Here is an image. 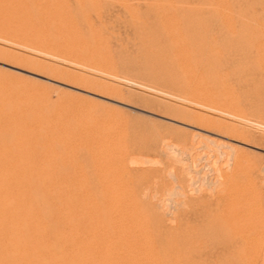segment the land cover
I'll return each instance as SVG.
<instances>
[{"label":"rangeland","instance_id":"rangeland-1","mask_svg":"<svg viewBox=\"0 0 264 264\" xmlns=\"http://www.w3.org/2000/svg\"><path fill=\"white\" fill-rule=\"evenodd\" d=\"M29 1L13 0L11 18L0 13V185L26 188L37 210L62 205L41 210L49 236L97 264H264V227L256 234L264 223V0ZM51 23L55 34L36 33L35 24ZM190 85L220 103L194 109ZM220 104L230 113L218 114ZM126 196L153 221L134 228L139 237L172 234L169 253L111 245L108 206ZM154 228L161 231L145 235Z\"/></svg>","mask_w":264,"mask_h":264},{"label":"bare ground","instance_id":"bare-ground-1","mask_svg":"<svg viewBox=\"0 0 264 264\" xmlns=\"http://www.w3.org/2000/svg\"><path fill=\"white\" fill-rule=\"evenodd\" d=\"M3 1V0H2ZM1 0H0V2H2ZM14 1H16L17 2V0H14ZM30 1H32V0H30ZM29 1V2H30ZM55 1V0H54ZM109 1V0H108ZM142 1V0H141ZM165 1V0H164ZM208 1V0H207ZM216 0H214V2H215ZM219 1V0H218ZM218 1H216V2H218ZM7 2H9V5H10V7H8L7 8V10L5 11V8L6 7H4L3 9H0V13H2V16H3V13H4V15H5V17H6V15L8 16V17H10L11 18V16H13V12H10V11H8V9H12L11 8V6H13L12 4H13V0H9V1H7ZM75 2V1H74ZM142 2H144V1H142ZM170 3H171V0L169 1ZM173 2V1H172ZM206 2V1H205ZM208 2H210V1H208ZM213 2V3H214ZM258 2V1H257ZM38 3V2H37ZM150 3V2H149ZM31 4V3H30ZM144 4V3H143ZM165 4V3H164ZM214 4H216V3H214ZM217 4H220L219 2L217 3ZM6 5H7V3H6ZM17 5H18V3H17ZM155 6H156V4H154ZM161 6H163L162 4H160ZM209 5V4H208ZM1 6V5H0ZM8 6V5H7ZM20 6V5H19ZM169 6V5H168ZM171 6V5H170ZM216 6V5H215ZM217 6H219V5H217ZM21 9H20V11L19 12H21V11H23V9H22V4H21ZM58 7V6H57ZM67 7V6H66ZM144 7V6H143ZM164 7H165V5H164ZM163 7V8H164ZM220 8H221V6H219ZM237 7V6H236ZM16 8H19V7H16ZM56 8V7H55ZM161 8V7H160ZM171 8V7H170ZM37 9H39V8H37ZM60 9V8H59ZM154 9V8H153ZM166 9H168V8H166ZM31 10V9H30ZM76 10V9H75ZM157 10V9H156ZM17 11V10H16ZM29 11V10H28ZM38 11V10H37ZM122 11H123V8H122ZM30 12V11H29ZM36 12V11H35ZM137 12V11H136ZM163 12H165V14H168L166 11H163ZM171 12V11H170ZM169 12V13H170ZM24 13V12H23ZM37 13V12H36ZM30 14V13H29ZM40 14L41 15H43L41 12H40ZM209 14V13H208ZM236 14V13H235ZM21 15V14H20ZM25 15V14H24ZM38 15H39V13H38ZM156 15V14H155ZM162 15H164V14H162ZM27 16V15H26ZM167 16H169V15H167ZM166 15L164 16V18L163 19H165V17H167ZM172 16V15H171ZM240 16V15H239ZM4 17V16H3ZM33 17H34V15H33ZM113 17V16H112ZM154 17V16H153ZM236 17V16H235ZM24 18V17H23ZM26 18V17H25ZM41 18V17H40ZM47 18V17H46ZM122 18H124V17H122ZM127 18H129V17H127ZM168 18V17H167ZM2 19H4V18H2ZM8 19V18H7ZM17 19V18H16ZM125 19V18H124ZM168 19H170V17L168 18ZM6 20V19H5ZM5 20H2V22L3 21H5ZM51 20V19H50ZM157 20V18L155 19V17H154V21H156ZM167 20V19H166ZM170 20H172V19H170ZM7 21V20H6ZM39 21V19L37 20V22ZM126 21V20H125ZM135 21H137V19L135 20ZM139 19H138V22H137V25H138V23H139ZM160 21H162V20H160ZM165 21V20H164ZM172 21H174V20H172ZM15 22V21H14ZM13 22V24H16V23H14ZM119 22V21H118ZM28 23V22H27ZM47 23H48V21H47ZM160 23H163L164 25H165V22H160ZM166 23H168V21H166ZM170 23V22H169ZM168 23V24H169ZM6 24H9V22L8 23H6ZM6 24L4 23V28H6ZM12 24V23H11ZM10 24V25H11ZM52 24H54V23H51V25H45V24H38V25H34V27H36V29L35 30H37V34L42 30V31H46V32H49V34H50V29L49 28H52L53 26H52ZM141 24V23H140ZM139 24V25H140ZM154 24V23H153ZM157 25H158V23H156ZM155 24V25H156ZM167 24V25H168ZM172 24V23H171ZM170 24V25H171ZM27 25V24H26ZM136 25V26H137ZM167 25H165V27L167 28ZM52 26V27H51ZM160 26V25H159ZM163 26V25H162ZM169 26V25H168ZM172 26H173V24H172ZM172 26H170V27H172ZM174 26H175V22H174ZM164 27V26H163ZM169 27V28H170ZM211 27V26H210ZM20 28H22V27H20ZM56 28H57V26H56ZM77 28V27H76ZM169 28H167L168 30H169ZM9 29V28H8ZM26 29V28H25ZM61 29H63V28H61ZM73 29H74V27H73ZM172 29V28H171ZM5 30V29H4ZM50 30V31H49ZM59 30V29H58ZM71 30V29H70ZM75 30V29H74ZM73 30V31H74ZM172 30H174V27H173V29ZM8 31V30H7ZM30 31V30H29ZM56 31V30H55ZM55 31H51V34H53V32H54V34H55ZM63 31V30H62ZM67 31V30H66ZM68 31H69V29H68ZM77 31V30H76ZM170 31V30H169ZM168 31V32H169ZM123 32V31H122ZM151 32V31H150ZM164 32V31H163ZM167 32V33H168ZM175 32V31H174ZM108 33V32H107ZM125 33V32H124ZM131 33V32H130ZM172 33H173V31H171V35H172ZM72 34V36L74 35L73 33H71ZM76 34H77V32H76ZM91 34V33H90ZM89 34V35H90ZM127 34V33H126ZM33 35H35V34H33ZM47 35V34H46ZM64 35V34H63ZM68 35V34H67ZM78 35V34H77ZM76 35V36H77ZM124 35V34H123ZM169 35V34H168ZM13 36V35H12ZM50 37V35H47V38H49ZM51 36H53V35H51ZM90 36H92V34L90 35ZM94 36H95V34H94ZM161 36H163L164 37V35H161ZM170 36V35H169ZM44 37V36H43ZM89 37V36H88ZM46 38V37H45ZM50 38H52V37H50ZM16 39V38H15ZM34 39H37V38H34ZM94 39V38H93ZM14 40V39H13ZM38 40V39H37ZM84 40V39H83ZM86 40H87V38H86ZM96 40V39H95ZM94 40V41H95ZM138 40V39H137ZM164 40V39H163ZM5 42V41H4ZM31 42V41H30ZM32 42H34V41H32ZM45 42V41H44ZM86 42V41H85ZM165 41H163V43H164ZM171 42H173V40L171 41ZM43 43V42H42ZM47 43V42H46ZM49 43V42H48ZM83 43H84V41H83ZM132 43V42H131ZM31 44V43H30ZM161 44V43H160ZM165 44V43H164ZM58 45V44H57ZM60 45V44H59ZM70 45V44H69ZM71 45H72V43H71ZM74 45V44H73ZM19 46V45H18ZM65 46V45H64ZM78 47V46H77ZM20 48V47H19ZM23 48V47H22ZM44 48V47H43ZM61 48L63 49V47L61 46ZM66 48H67V45H66ZM61 49V50H62ZM68 49V48H67ZM72 49H73V46H72ZM76 49V48H75ZM71 50V49H70ZM69 50V51H70ZM65 51H66V49H65ZM76 51V50H75ZM78 51V50H77ZM9 52V51H8ZM72 52V51H71ZM71 52H69V54L71 53ZM79 52V51H78ZM7 53V52H6ZM74 53V52H73ZM66 54H68L67 52L65 53V55L64 56H66ZM80 54V53H79ZM80 55H82V54H80ZM159 55V54H158ZM70 56V55H69ZM168 56V54H163L162 56H159V57H167ZM56 57V56H55ZM72 57V56H71ZM76 57V56H75ZM80 57V56H79ZM78 57V58H79ZM93 57V56H92ZM74 58V57H73ZM88 58V57H87ZM86 58V59H87ZM8 59V58H7ZM33 59V58H32ZM75 59L76 58H74V59H72V60H74L75 61ZM81 59H83V58H81ZM80 59V60H81ZM89 59V58H88ZM91 59V58H90ZM89 59V60H90ZM95 59H97L96 57H95ZM63 60V59H62ZM79 60V59H78ZM92 60V59H91ZM5 61H7V60H5ZM85 60H83V62H84ZM92 61H94L95 62V60H92ZM100 61V60H99ZM102 62H104L105 63V61H103V60H101ZM18 62V61H17ZM77 62V61H76ZM97 62V61H96ZM79 63V62H78ZM84 63H86V62H84ZM14 64V63H13ZM87 64H90V63H88L87 62ZM94 64H99V63H94ZM107 64H108V62H107ZM104 65V64H103ZM108 65H110V64H108ZM107 65V66H108ZM91 66H92V63H91ZM99 66H100V64H99ZM188 65L187 64H185L184 65V68L185 67H187ZM93 67V66H92ZM94 67H96V66H94ZM101 67V66H100ZM136 67V66H135ZM31 68V67H30ZM97 68H98V66H97ZM101 68H103V67H101ZM111 68H112V66H111ZM33 69V68H32ZM197 69H199V68H197ZM47 70V69H46ZM84 70V69H83ZM230 70V69H229ZM60 71V70H59ZM95 71H97V70H95ZM101 71V70H100ZM102 71H103V69H102ZM110 71V70H109ZM199 71V70H198ZM46 72V71H45ZM106 72H107V69H106ZM114 72V71H113ZM89 73V72H88ZM100 73V72H99ZM108 74H109V72H108ZM110 76H112V71H110ZM115 74V73H114ZM97 75V74H96ZM100 75V74H99ZM116 75V74H115ZM108 76V75H107ZM102 77V76H101ZM110 78V77H109ZM109 78H107V79H109ZM113 78V77H112ZM203 78L205 79V77H204V75H203ZM111 79V78H110ZM158 79V78H157ZM166 80V79H165ZM168 80V79H167ZM116 82V81H115ZM168 84V83H167ZM107 86H109L108 84H106ZM171 85V84H170ZM79 86H82V85H79ZM190 86H192V85H190ZM111 87H114V86H111ZM238 87V86H237ZM79 88V87H78ZM199 86H197V85H193L191 88H190V92H189V90H188V93L190 94V96H192V99H194L193 101H195V102H192V99H190V101L192 102L191 104H193V106H194V104H195V106H196V104L198 105V106H200L201 104H202V102H205V101H209L210 100V102H211V100H213V101H217V103H220V101H218V100H216V99H213V97H214V93H209V92H206V91H202V90H199ZM94 89V88H93ZM241 91V90H240ZM239 91V92H240ZM187 93V92H186ZM241 93V92H240ZM115 95V94H114ZM166 96V95H165ZM183 96V95H182ZM189 96V97H190ZM239 96H240V94H239ZM216 97H217V95H216ZM215 97V98H216ZM185 98H187L186 96H185ZM221 98H223V97H219V99H221ZM229 98V97H228ZM178 99V98H177ZM205 99V100H204ZM217 99H218V97H217ZM230 99V98H229ZM186 100V99H185ZM204 100V101H203ZM224 100V99H223ZM231 100H233V99H231ZM237 100V99H236ZM239 100V99H238ZM189 101V102H190ZM228 101V100H227ZM241 101V100H240ZM187 102V101H186ZM221 102H222V99H221ZM229 102L231 103V101L229 100ZM232 102H234V101H232ZM9 103V102H8ZM183 103H184V100H183ZM209 103V102H208ZM208 103H204V104H207L208 105ZM225 103L227 104V102H226V100H225ZM188 104H190V103H188ZM212 104H214V102H212ZM221 104H223V103H221ZM219 105V110H215L216 112L217 111H219L220 112V108H221V106H222V108L224 109L225 107L223 106V105ZM181 105V104H180ZM182 105H184V104H182ZM209 105H211L210 103H209ZM215 105H218V104H215ZM225 105V104H224ZM229 106H230V104H228ZM231 105H234V103L233 104H231ZM247 105V104H246ZM10 106V105H9ZM179 106V105H178ZM185 106H187V105H185ZM227 106V105H226ZM243 106V105H242ZM203 107H204V105H203ZM213 107V106H212ZM216 107H218V106H216ZM228 107V106H227ZM233 107V106H232ZM232 107H231V109H232ZM234 107H235V105H234ZM184 108V107H183ZM189 108V107H188ZM191 108V107H190ZM192 108H194V107H192ZM198 107L196 106L194 109H197ZM207 108V107H206ZM237 108H238V106H237ZM237 108H234V109H236V111L238 110ZM246 108H247V106H246ZM178 109V108H177ZM202 109L203 108H201V111H202ZM222 109V110H223ZM189 110V109H188ZM204 110V109H203ZM208 110V109H207ZM211 110H213V109H211ZM211 110H208V111H210V113L212 112ZM221 110V111H222ZM225 110V109H224ZM224 110L222 111V112H224ZM229 110V109H228ZM228 110L227 111H225L224 113H225V115H227L226 114V112H228ZM247 110V109H246ZM246 110H244V111H246ZM189 111H191V110H189ZM194 110H192L191 111V113L193 112ZM199 111V110H198ZM214 111V110H213ZM214 111V112H215ZM236 111H235V113L233 114V116H235V114H237L238 116H239V110L237 111L238 113H236ZM241 111V110H240ZM243 110L241 111V112H243V113H245ZM200 112V111H199ZM204 112V111H203ZM234 112V111H233ZM232 112V113H233ZM218 113V112H217ZM224 113H221L222 114V116L224 115ZM229 113H230V110H229ZM228 113V116L230 117L231 115ZM231 113V114H232ZM194 114V113H193ZM196 114V113H195ZM207 113H205V115H206ZM218 114H220V113H218ZM241 114V113H240ZM191 114L189 113V115H187V117L188 116H190ZM245 114H243V117H241V116H239V117H241V118H243L244 119V117H246V118H248L247 116H244ZM248 115V114H247ZM209 116V115H208ZM215 116H217V115H215ZM221 116V115H220ZM191 118H192V115L190 116ZM213 117V116H212ZM218 117V116H217ZM227 117V116H226ZM236 117V116H235ZM252 117V116H251ZM185 118V117H184ZM197 118H199V117H197ZM208 118V117H207ZM209 118H211V117H209ZM220 118V117H219ZM237 118V117H236ZM244 119L245 121L246 120H248V119ZM188 119V118H187ZM194 119V118H193ZM204 119H205V117H204ZM216 119V118H215ZM225 119V118H224ZM227 119V118H226ZM225 119V120H226ZM242 119V120H243ZM191 120L192 119H190V121H187L188 123H190L191 124ZM210 120V119H209ZM212 120H214V119H212ZM219 120V119H218ZM230 120V119H229ZM252 120V119H251ZM193 121V120H192ZM217 120H215V122H216ZM221 121V120H220ZM228 121V120H227ZM240 122H241V120H239ZM186 122V123H187ZM195 122V121H194ZM209 122V121H208ZM207 122V123H208ZM213 122V121H212ZM215 122H213V123H215ZM232 122H233V120H232ZM231 122V123H232ZM236 122H238V119L236 120ZM247 122H249V120L248 121H246V123ZM185 123V122H184ZM187 123V124H188ZM197 123V122H196ZM196 123H195V125H196ZM212 123V124H213ZM252 123H253V121H252ZM203 124V123H202ZM211 124V123H210ZM209 124V125H210ZM222 124V123H221ZM236 124H238V123H236ZM248 124V123H247ZM194 125V124H193ZM200 125V124H199ZM223 126H224V123L222 124ZM233 125V124H232ZM244 125H246V124H244ZM253 125V124H252ZM201 126V125H200ZM220 126V129H221V125L219 124L218 125V127ZM222 126V127H223ZM204 127V126H203ZM210 128H211V126H209ZM216 127H217V125H216ZM225 127V126H224ZM233 127H234V125H233ZM232 127V129H234ZM236 127H238V126H236ZM248 127H252V126H249L248 125ZM197 128H199V126L197 127ZM213 128H215V127H213ZM212 128V129H213ZM240 128V127H239ZM239 128H237V130L239 129ZM196 129V128H195ZM200 129H201V127H200ZM204 129V128H203ZM246 129V128H245ZM235 130H236V128H235ZM247 130V129H246ZM198 131V130H197ZM213 132V131H212ZM221 132V131H220ZM250 132V131H249ZM255 134H256V132H254ZM260 133V132H259ZM200 135H202L201 133H199ZM248 134V133H247ZM206 135V134H205ZM222 136H223V134H222ZM247 136H249V135H247ZM197 137V136H196ZM193 138V137H192ZM206 138V137H205ZM199 140V139H198ZM200 141V140H199ZM201 142V141H200ZM230 142H232V141H230ZM203 143H205V142H203ZM213 143V142H212ZM222 143V142H221ZM251 143V142H250ZM261 143V142H260ZM224 144V143H223ZM252 144V143H251ZM257 144V143H256ZM167 145V144H166ZM196 145H198V144H196ZM205 145V144H204ZM209 145V144H208ZM208 145H207V148H208ZM238 145V144H237ZM259 146H260V144H258ZM153 146V145H152ZM155 146H156V144H155ZM175 146V145H174ZM154 147V146H153ZM167 147V146H166ZM171 147V146H170ZM216 147V146H215ZM226 147V146H225ZM244 147V146H243ZM246 147V146H245ZM258 147V146H257ZM168 148V147H167ZM173 148V147H172ZM172 148H171V150H172ZM202 148V147H201ZM210 148V147H209ZM15 149V148H14ZM189 149V148H188ZM192 149V148H191ZM190 149V150H191ZM203 149V148H202ZM230 149V148H229ZM238 149V148H237ZM236 149V150H237ZM186 150V149H185ZM166 151H167V149H166ZM170 150H168L167 152H169ZM236 152V151H235ZM160 153V152H159ZM170 153V152H169ZM176 153V152H175ZM189 153V152H188ZM161 154V153H160ZM159 154V155H160ZM174 154V153H173ZM191 154V153H190ZM176 156H177V154H176ZM171 157H172V155H171ZM135 158V157H134ZM199 158H201V157H199ZM142 159H144V158H142ZM172 159H174V158H172ZM148 160V159H147ZM183 160V159H182ZM133 161V160H132ZM159 161V160H158ZM170 161V160H169ZM137 162V161H136ZM148 162V161H147ZM132 163V162H131ZM135 163V162H134ZM133 163V164H134ZM149 163V162H148ZM155 163H157V161L155 162ZM160 163V162H159ZM158 163V164H159ZM182 163V162H181ZM199 163V162H198ZM139 164V163H138ZM180 164V163H179ZM184 164V163H183ZM152 165V164H151ZM178 165V164H177ZM225 165V164H224ZM145 166V165H144ZM161 166V165H160ZM192 166V165H191ZM216 166V165H215ZM203 167V166H202ZM208 167V166H207ZM219 167V166H218ZM205 168V167H204ZM183 170V169H182ZM191 170V169H190ZM213 170V169H212ZM164 171V170H163ZM213 172V171H212ZM201 174V173H200ZM220 175V174H219ZM189 176V175H188ZM192 176V175H191ZM212 176V175H211ZM114 177H115V175H114ZM159 177V176H158ZM116 178V177H115ZM221 178V177H220ZM88 179H89V177H88ZM90 180V179H89ZM114 180V179H113ZM194 180V179H193ZM117 181H118V183H119V180L117 179ZM200 181V180H199ZM90 182V181H89ZM114 183V182H113ZM114 184H116V183H114ZM119 185H121L120 183H119ZM119 185H117V187L116 188H119L118 186ZM203 185V184H202ZM39 186H41V185H39ZM112 186V185H111ZM114 186V185H113ZM116 186V185H115ZM122 186H123V184H122ZM36 187H38V186H36ZM116 188H114L113 187V189H115L116 190ZM122 187H120V189H121ZM123 188H124V186H123ZM201 188V187H200ZM112 189V190H113ZM196 189V188H195ZM37 190V189H36ZM40 190V191H39ZM42 190H44L43 188H42ZM115 190H114V194H112L113 192H111V195H116V192H115ZM119 190V189H118ZM124 190H125V188H124ZM150 190V189H149ZM148 190V191H149ZM167 190V189H166ZM35 191V190H34ZM40 192L41 193V188L39 187V189L36 191V192ZM122 191V190H121ZM38 192V193H39ZM118 192V191H117ZM175 192V191H174ZM194 192V191H193ZM198 192V191H197ZM35 193V192H34ZM38 193H35L36 195H38ZM43 193H44V191H43ZM121 193V192H120ZM129 193H131V192H129ZM153 193V192H152ZM192 193V192H191ZM171 194V193H170ZM196 194V193H195ZM39 195H42V194H39ZM123 195V194H122ZM126 195H128V198H130L131 199V196H132V193H131V196H130V194H126ZM192 195V194H191ZM32 196L33 195H31V192L30 191H28L26 188H23V187H20V186H15V187H10V188H8V187H3L2 185H0V264H97V261H96V258H95V256H91V255H86V256H84L83 254H81L80 252H77L78 253V258H77V256L76 257H74L72 254H70V253H68V251L66 252V251H64L63 250V248L60 246V247H58L57 245H61V244H58V242H59V239H61V238H59V236H57V238H54V236H49V234L51 233V231L49 230V228H47V225H46V223H45V218H44V214H43V212L41 211L42 209L44 210V208L47 206V205H52L49 201H47V202H49V204L47 203V205L45 206V205H43V203H42V205H43V208L41 209V210H37L34 206V204H33V202H32ZM43 196H45V195H42V197ZM98 196V195H97ZM117 196H118V193H117ZM124 196H125V194H124ZM133 196H135V195H133ZM143 196V195H142ZM155 196V198H156V196L157 195H154ZM213 196V195H212ZM38 197H40L41 198V196H38ZM116 197V196H115ZM121 197V196H120ZM145 197V196H144ZM34 198V197H33ZM37 198V197H36ZM35 198V199H36ZM119 198V197H118ZM127 198V196H126V200L128 199ZM210 198V197H209ZM41 199H46V198H41ZM85 199V198H84ZM115 199V198H114ZM130 199H128V201H130V203H131V201L132 200H130ZM166 199V198H165ZM201 199V198H200ZM203 199V198H202ZM47 200V199H46ZM46 200H43L44 201V204H45V201ZM107 200V199H106ZM117 200V199H116ZM137 200V199H136ZM135 199L133 200V201H136ZM38 201H39V199H38ZM66 201V200H65ZM111 201H112V199H111ZM121 201V200H120ZM120 201H113L112 203H110V205L112 206H108V208H111V210H112V212H113V214H112V212L111 211H109L111 214H112V217H111V215H109V216H107V217H111V218H109L110 219V221L108 222V227H107V231H108V233L109 234H107L108 236H109V240H110V243H111V245H117L120 249H122L123 250V252H124V250H126V251H130V252H138V251H141V252H150L151 254H150V256H152V254H155V253H157V252H160L159 250H163V251H166V252H168V251H171L175 246H174V244H175V242L173 241V239L171 238V236H172V234H166V236H165V234L163 235L162 234V232L160 233L161 234V236H159V238L156 240V239H152V237H139V232L138 231H136V230H134V228H136L137 229V227L139 228L141 225L143 226L144 224H142L143 222L144 223H147V225H149L148 224V222H153L152 220H150V221H148L146 218L145 219H143V215L144 214H146L145 212H143L142 211V209L141 208H143L144 209V205L140 208V203H138L137 205L135 204V203H131V204H129L128 205V201H127V203H125L124 202V200H122V202H120ZM138 201V200H137ZM40 203L42 202V201H39ZM54 202V201H53ZM57 202V201H56ZM140 202V201H139ZM40 203H38V204H40ZM55 203V202H54ZM61 203L62 202H60V204H59V202L57 203V205L58 206H60L61 205ZM68 203V202H67ZM102 203V202H101ZM127 204V205H125V204ZM36 204V203H35ZM63 204V203H62ZM160 204V203H159ZM162 204V203H161ZM164 204V203H163ZM167 204V203H166ZM41 205V204H40ZM40 205H39V209H40ZM53 205H55V204H53ZM53 205H52V207H53ZM67 205V204H66ZM66 205H65V207H66ZM109 205V204H108ZM45 206V207H44ZM62 206V205H61ZM60 206V207H61ZM70 206V204H68V206L66 207V209L68 208H70L69 210L71 211V208H73L74 209V207H76L75 205L73 206V207H69ZM97 206V205H96ZM95 206V207H96ZM101 206V205H100ZM99 206V207H100ZM176 206V205H175ZM38 207V206H37ZM51 207V206H50ZM49 207V208H50ZM55 207V206H54ZM53 207V208H54ZM60 207H55L56 209L57 208H59V209H61L62 211H64L63 209L64 208H60ZM90 207H93V206H89V208ZM102 207V206H101ZM148 207V206H147ZM87 208V207H86ZM97 208V207H96ZM95 208V209H96ZM146 208V207H145ZM67 209V210H68ZM78 209V208H77ZM82 209V208H81ZM98 209V208H97ZM96 209V210H97ZM99 209H101V208H99ZM206 209V208H205ZM46 210H48V209H46ZM52 210H54V209H51V210H49L50 211V213H51V211ZM58 210V209H57ZM67 210H65V212L67 211ZM90 210H91V208H90ZM108 210H110V209H108ZM145 210V209H144ZM49 211H47L48 213H49ZM73 211V210H72ZM75 211H78V210H76L75 209ZM92 211V210H91ZM91 211H89V213H88V216H90L91 214H90V212ZM93 211H94V213L93 214H95L96 212H95V210L93 209ZM47 212H45V214L47 213ZM53 212V211H52ZM56 211H54V213H55ZM58 212H61L60 210L58 211ZM64 212V213H65ZM109 212H107V213H109ZM143 212V213H142ZM53 213V214H54ZM61 213H63V212H61ZM60 213V214H61ZM73 213V212H72ZM77 213V212H76ZM109 213V214H110ZM151 213V212H150ZM160 213V212H159ZM53 214L51 213V215L53 216ZM57 213H55V215L54 216H59V214H57ZM75 214V213H74ZM93 214L91 215V216H93ZM143 214V215H142ZM147 214H148V212H147ZM47 215H50V214H47ZM47 215H45V216H47ZM51 215H50V217H48V218H52L51 217ZM62 215V214H61ZM63 215H65V214H63ZM77 215H78V213H77ZM86 215H87V213H86ZM96 215V214H95ZM94 215V216H95ZM149 215V214H148ZM156 215V214H155ZM53 216V219H55V217ZM70 216V215H69ZM68 216V217H69ZM72 216V215H71ZM87 216V217H88ZM147 216V215H146ZM145 216V217H146ZM157 216V217H156ZM155 217H156V219L158 218V220H159V215L157 214ZM60 217V216H59ZM58 217V218H59ZM62 217V216H61ZM78 216H75L74 218H77ZM148 217V216H147ZM74 218H73V221H74ZM90 218V217H89ZM153 219L152 217H150V215H149V219ZM91 219H93L92 217H91ZM108 219V218H107ZM108 219V220H109ZM51 219H49V221H50ZM56 220H57V218H56ZM62 220V219H61ZM70 220V219H69ZM95 220H96V218H95ZM153 220H155V219H153ZM262 221V220H261ZM53 223V220L52 221H50V223ZM55 222V221H54ZM150 222V223H151ZM156 222V221H155ZM262 222H264V221H262ZM261 222V223H262ZM185 223V222H184ZM107 224V223H106ZM152 224V223H151ZM150 224V225H151ZM210 224V223H209ZM55 225H57V224H55ZM146 225V226H147ZM150 225L148 226L149 228H151L150 227ZM153 225H154V223H153ZM213 225V224H212ZM48 227H49V225H48ZM164 227V226H163ZM263 227H264V223H262L260 226H259V228L257 229V236L259 237V238H257V239H260V237H261V234L263 233L262 231H263ZM143 228V227H142ZM141 228V229H142ZM228 228V227H227ZM50 229H54V228H50ZM144 229V230H143ZM142 230H143V232H145V228H143ZM152 229V228H151ZM141 230V231H142ZM148 229L146 228V231H147ZM150 230V229H149ZM229 230V229H228ZM53 231H55V230H53ZM155 231H157V232H160L161 230H158V229H155L154 228V231H152V233L150 232V234H145V235H149V236H154L155 234H153ZM164 231H167V230H164ZM163 231V232H164ZM173 231V230H172ZM143 232H141L142 234H143ZM148 232V231H147ZM168 232V231H167ZM53 233V232H52ZM61 233H64L63 231L61 232ZM146 233V232H145ZM156 233V232H155ZM166 233V232H165ZM222 233V232H221ZM196 234V233H195ZM199 234V233H198ZM52 235V234H51ZM59 235H64V234H59ZM157 235V234H156ZM55 236H56V234H55ZM200 236V235H199ZM61 237V236H60ZM52 238H54L55 239V241H54V239H52ZM59 238V239H58ZM63 239V238H62ZM57 240V241H56ZM210 240V239H209ZM232 240V239H231ZM256 240V239H255ZM61 242H62V240H61ZM256 242H257V240H256ZM212 244V243H211ZM253 244V243H252ZM62 245H63V243H62ZM179 245V244H178ZM64 246V245H63ZM67 246V245H66ZM176 246H177V243H176ZM68 248H69V246H67ZM72 248V247H71ZM71 248H70V250H71ZM140 252V253H141ZM165 252V253H166ZM140 253H139V255H140ZM169 253V252H168ZM83 255V256H82ZM132 255V254H131ZM231 255V254H230ZM236 255V254H235ZM145 257V256H144ZM126 259V258H125ZM142 259V258H141ZM235 259V258H234ZM121 259H115V260H113L112 262H105V263H103V264H120V261ZM130 261V260H129ZM211 262V261H210ZM240 262V261H239ZM169 263V262H168ZM125 264H144L142 261H139V262H137V263H125ZM156 264H159V262H157ZM231 264V263H230Z\"/></svg>","mask_w":264,"mask_h":264}]
</instances>
